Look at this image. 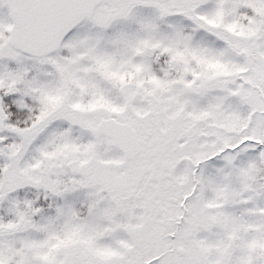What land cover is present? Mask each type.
I'll list each match as a JSON object with an SVG mask.
<instances>
[{
  "label": "snow or ice",
  "instance_id": "1",
  "mask_svg": "<svg viewBox=\"0 0 264 264\" xmlns=\"http://www.w3.org/2000/svg\"><path fill=\"white\" fill-rule=\"evenodd\" d=\"M0 264H264V0H0Z\"/></svg>",
  "mask_w": 264,
  "mask_h": 264
}]
</instances>
